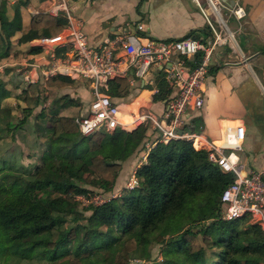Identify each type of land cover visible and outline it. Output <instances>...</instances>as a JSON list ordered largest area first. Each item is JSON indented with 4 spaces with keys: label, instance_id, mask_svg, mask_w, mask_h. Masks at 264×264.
Instances as JSON below:
<instances>
[{
    "label": "trees",
    "instance_id": "obj_1",
    "mask_svg": "<svg viewBox=\"0 0 264 264\" xmlns=\"http://www.w3.org/2000/svg\"><path fill=\"white\" fill-rule=\"evenodd\" d=\"M24 3L16 0L7 14L5 1H0V58L8 53L9 37L20 29L19 6ZM28 25L41 31L40 36L54 35L64 20L38 11ZM188 35L194 36L193 32L184 36ZM39 49L33 46L29 51ZM72 83L62 75L46 80L58 88ZM36 85L27 82L21 89L24 106L19 120L0 112V140L20 130L32 104L40 99ZM154 85L157 92L150 95L151 101L164 99L169 87L160 72ZM127 92L125 77L108 81L109 96L123 97ZM52 103L51 111L39 110L34 116L38 121L30 127L31 133L47 134L37 162L21 164L18 151L4 145L0 150V264L16 260L9 246L15 239L32 251L25 264H130L132 259L142 264L136 253L148 264H263L264 233L259 226L245 216L230 220L220 216L219 195L233 174L221 172L188 140L156 142L135 169L137 185L84 207L89 214L83 216L75 195L87 191L84 184L110 191L120 162L141 145L146 126L81 135L74 116L58 112L77 103L66 94ZM197 119L191 118V129ZM4 184L20 190L15 196L2 195ZM153 245H158L155 258L150 256Z\"/></svg>",
    "mask_w": 264,
    "mask_h": 264
},
{
    "label": "built area",
    "instance_id": "obj_2",
    "mask_svg": "<svg viewBox=\"0 0 264 264\" xmlns=\"http://www.w3.org/2000/svg\"><path fill=\"white\" fill-rule=\"evenodd\" d=\"M47 1L45 11L63 19L64 25L54 35L37 37L34 45L39 51L31 61L25 59L16 65L15 71L23 76L25 83H36L40 87H46V80L54 75L85 82L90 98L73 117L81 135L100 129L112 132L117 128L128 131L138 125L147 127L151 140L143 139L140 159L128 172L122 187L128 189L137 185L135 169L145 161L147 152L156 142L188 140L193 149H203L207 160L221 172L233 174L219 195L221 218L230 220L245 216L247 222L257 224L264 233V177L259 171L244 168L237 155L241 149L243 125L236 123L227 127L216 140L203 138L189 126L193 113L203 105L204 81L215 48L222 45L231 50L237 48L235 30L228 28L222 11L237 22L238 29L245 15L241 0H233L231 5L221 0H202L204 4L201 0H193L207 25L209 33L206 36L155 39L136 32L142 29L137 23L134 29L128 26L118 30L97 45L87 42L80 20L69 12L67 0ZM41 52L43 55L39 56ZM150 68L155 75L160 72L169 87L160 113L156 114L141 103L134 109H123L124 102L108 95V81L114 77H125L128 85L142 80L151 85L150 94L157 92L154 79L145 77ZM122 110H125L124 115H121ZM116 195L110 191L97 192L90 201L97 205Z\"/></svg>",
    "mask_w": 264,
    "mask_h": 264
},
{
    "label": "crops",
    "instance_id": "obj_3",
    "mask_svg": "<svg viewBox=\"0 0 264 264\" xmlns=\"http://www.w3.org/2000/svg\"><path fill=\"white\" fill-rule=\"evenodd\" d=\"M4 1L6 13L10 14V5L16 0ZM67 5L70 14L80 20L81 29L90 45H97L104 37L128 26L134 29L137 23L142 25V29L136 32L155 39L181 38L188 32H193L194 36L209 33L204 17L193 0H67ZM241 5L245 15L238 29L237 22L222 11L228 28L235 30L237 48L231 50L227 45L215 48L212 55L214 61L209 64L204 81L203 105L193 113V117L198 118L199 133L207 140H216L227 127L241 123L244 133L241 149L237 152L238 160L244 168L259 171L264 177V0H241ZM47 6V0H25L24 5L19 6L20 29L9 37L8 53L0 58V112L11 114V110L2 104L11 96L7 79H4V74L9 75L11 68L6 67L12 66L15 71L16 65L23 60L31 61L35 57V52H30L29 48L35 46L41 31L30 30L28 21L33 13L46 12ZM145 77L154 79L153 69H148ZM149 86L151 88L150 84L138 80L128 85L125 96L113 98L124 102L123 107L127 109L138 102L143 92H147L140 103L158 114L163 102L149 100ZM76 95L81 100L86 99L84 104L70 109L75 114H60L75 116L84 108L90 98L87 84L79 86ZM148 133L146 129V137ZM41 143L38 150L33 151L35 159ZM139 148L121 162V174L128 173L136 164ZM20 162L23 164L22 160Z\"/></svg>",
    "mask_w": 264,
    "mask_h": 264
},
{
    "label": "rangeland",
    "instance_id": "obj_4",
    "mask_svg": "<svg viewBox=\"0 0 264 264\" xmlns=\"http://www.w3.org/2000/svg\"><path fill=\"white\" fill-rule=\"evenodd\" d=\"M201 2L202 4H204L202 0ZM212 61H214V59L211 56L209 60V64ZM6 68H11L9 70L10 71L9 75L4 74V79H7L6 85L10 88L11 96L7 97L2 104L11 110V114L14 116V120H19L22 115L21 107L24 106V102L21 99V97L23 96L21 89L22 87H24L25 82H24L23 76L22 75L19 76L18 75L19 73H17L16 71L12 69V66L10 67L7 66ZM82 84L86 85L85 82H81V81L80 82L73 81L71 86H65V87H60V88L48 86L47 84H46V87H40L36 85L37 86L36 92H40V93L42 92V94L40 95V99H37L38 100L37 103L32 104L30 114L28 115V117H26L24 122H22L20 131L19 130L16 131L13 137H9L10 134L2 137V139L0 140V150L4 145V146H7V148L11 149L12 151H15V150L18 151V153L21 154V160L23 164L29 165L31 163L32 165L33 163L37 162V157L35 159V156H33V151L38 150L37 147H40V145L38 144H40V142H44V140L47 137V134L46 132H43V131H39L35 134H32L30 132V127L38 121V118H35L34 116L39 112L40 109H42L45 113L51 111V109L53 108V103H52L53 100L55 98L60 97L63 94H66L67 96L71 97L77 104L66 106V107H70L66 109L65 107L64 108L61 107L58 112L59 113L63 112L67 114H72V113L75 114V112H71L70 109L74 106L79 105L80 103L84 104V102L86 101V99L81 100L80 96L78 97L76 95L79 86H81ZM147 88H150V86ZM146 94L147 92H143L141 95L142 97L138 100V102L135 105H131L132 107L127 108V110L134 109L146 97ZM149 100H151V98ZM123 106L125 105H122L121 107L123 109H126V107H123ZM122 111H125V110H122ZM198 123H199V120L197 119V121L194 123V126H193V131L195 133H199L200 131V128L197 127ZM146 138L148 140H151V134H149ZM26 154H29V155H26ZM138 154H139L138 159H140V155L142 154V151L139 150ZM121 162H120V168L115 177L114 184L112 186V189L110 190V192H113V193L115 192L117 195H119L121 189L123 188L122 186L128 174V173L121 174L122 172ZM52 168H54L53 164H52ZM130 169L128 170V172L130 171ZM84 185L86 186L87 191L84 194L75 195V199L77 201V208L81 211V214L83 216L89 214V210L84 209V207H87L88 205H92V202L90 201V197L93 196L97 192H106V191L99 190V188H97L94 185H90V184H84ZM114 187L115 188L117 187V189H114ZM2 188H3L2 195H9V196H15L20 190V187L10 186L8 184H4ZM9 246H10V252L13 254V259H16V260H13V262H11L10 264H25L26 259H28V256H30L32 253V251L30 250V247H28V244H26L23 240L21 241L20 239H15V240H12ZM157 251H158V245H153L150 247L151 258L158 257ZM135 256L140 259L138 260L139 263L148 264V262L140 254L136 253ZM17 260L18 262L16 263ZM135 262H136L135 259L130 260V264H134Z\"/></svg>",
    "mask_w": 264,
    "mask_h": 264
},
{
    "label": "water",
    "instance_id": "obj_5",
    "mask_svg": "<svg viewBox=\"0 0 264 264\" xmlns=\"http://www.w3.org/2000/svg\"><path fill=\"white\" fill-rule=\"evenodd\" d=\"M221 2H222L223 4H226V5H231L232 2H233V0H227L226 3H225L223 0H221ZM221 8H223V6H221Z\"/></svg>",
    "mask_w": 264,
    "mask_h": 264
},
{
    "label": "bare ground",
    "instance_id": "obj_6",
    "mask_svg": "<svg viewBox=\"0 0 264 264\" xmlns=\"http://www.w3.org/2000/svg\"><path fill=\"white\" fill-rule=\"evenodd\" d=\"M123 113H125L124 111H122L121 112V115H124ZM122 117H125V116H122ZM194 141H196V139L194 140ZM197 142V141H196ZM140 165V164H139Z\"/></svg>",
    "mask_w": 264,
    "mask_h": 264
}]
</instances>
